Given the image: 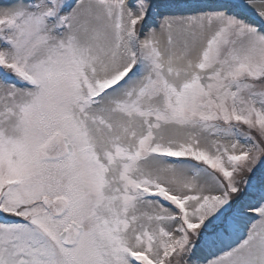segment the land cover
Masks as SVG:
<instances>
[{
    "label": "snow or ice",
    "instance_id": "obj_1",
    "mask_svg": "<svg viewBox=\"0 0 264 264\" xmlns=\"http://www.w3.org/2000/svg\"><path fill=\"white\" fill-rule=\"evenodd\" d=\"M0 264H264V0H0Z\"/></svg>",
    "mask_w": 264,
    "mask_h": 264
}]
</instances>
